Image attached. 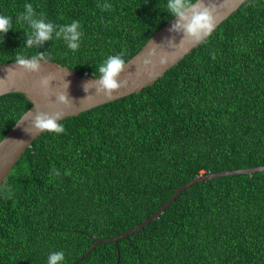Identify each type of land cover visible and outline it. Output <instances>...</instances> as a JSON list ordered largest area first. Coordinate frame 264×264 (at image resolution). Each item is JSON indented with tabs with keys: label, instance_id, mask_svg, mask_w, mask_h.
<instances>
[{
	"label": "trees",
	"instance_id": "16d2710c",
	"mask_svg": "<svg viewBox=\"0 0 264 264\" xmlns=\"http://www.w3.org/2000/svg\"><path fill=\"white\" fill-rule=\"evenodd\" d=\"M25 3L55 25L78 20L79 49L55 32L26 49L30 29L16 23ZM105 3L112 9L97 7ZM166 5L0 0L13 20L0 34V64L39 51L99 76L108 56L123 52L127 62L174 17ZM31 105L21 92L0 96V141ZM59 122L65 132L35 139L0 190V264H47L54 251L71 264L197 175L264 165V0L246 1L153 85ZM76 264H264V171L199 181L144 228Z\"/></svg>",
	"mask_w": 264,
	"mask_h": 264
},
{
	"label": "water",
	"instance_id": "95a60500",
	"mask_svg": "<svg viewBox=\"0 0 264 264\" xmlns=\"http://www.w3.org/2000/svg\"><path fill=\"white\" fill-rule=\"evenodd\" d=\"M246 1L248 0H205V3L214 5L212 11L216 18L215 29ZM177 19L174 16L157 30L148 39L146 44L126 62L118 79H127L128 84L118 90H114L111 98L102 93H97L96 83L100 79L99 76H83L77 70L58 61L50 59L39 61L41 65L39 72L25 71L22 67L16 65V60L1 63L0 96L13 92H21L32 102V105L22 114L0 141V190L21 156L31 147L34 140L43 133L32 129L33 134H30L25 130L31 127V122L37 111L54 113L63 110L62 119H64L129 94L140 92L143 88L153 85L170 68L178 64L187 54L197 47L201 42H197L192 37L186 36L183 30L170 31ZM153 48H155V54L149 57L148 52ZM161 57L165 58L163 64L160 63ZM145 59H149L151 62L145 65L143 62ZM45 76L52 77L49 88L46 91L39 84L41 78ZM85 88L87 91H85ZM59 92H65L67 94L71 106H65L57 101L56 97ZM20 141H23V143ZM259 171H264V165L197 175L181 185L167 202L143 222L117 236L97 239L82 256L78 257L71 264H76L88 256L103 242H116L135 231L141 230L151 220L158 218L184 190L199 181L225 175L246 174Z\"/></svg>",
	"mask_w": 264,
	"mask_h": 264
},
{
	"label": "clouds",
	"instance_id": "9594fccd",
	"mask_svg": "<svg viewBox=\"0 0 264 264\" xmlns=\"http://www.w3.org/2000/svg\"><path fill=\"white\" fill-rule=\"evenodd\" d=\"M23 7L25 10L17 17L16 23L26 24L30 29V31L25 32L26 43L23 46L26 49H31L34 46L38 47L45 41L53 40L54 32L55 39H63L67 47L73 52L79 49L80 38L83 33L80 31L81 25L78 20L73 19L70 24L55 25L46 21L43 14H37L31 3H25ZM97 7L101 8L102 11L112 9V5L108 3L97 4ZM166 7L170 15L178 18L170 31L183 30L186 36L192 37L197 42H206V38L211 36L216 27V18L212 11L214 5L205 3V0H167ZM12 28V17L0 15V34H6ZM154 54L155 48L148 52L149 57ZM123 55V52L110 55L100 64L98 68L100 79L96 83L98 94L102 93L111 98L114 90L127 86V79H118L126 65V61L121 58ZM41 60H48V58L39 51L30 57L21 54L16 57V65L27 72H39L41 69L39 61ZM164 60L165 58L161 57L160 63L163 64ZM143 62L147 65L151 61L145 59ZM51 79V76L41 78L39 81L41 88L46 91L49 88ZM85 91H87L86 88ZM56 99L65 106H71L65 92H59ZM62 118L63 110L54 113L37 111L31 122V127L25 130L30 134H33L32 129L37 132L64 133L63 123L58 122ZM20 142L23 143V141ZM52 172L55 173V176H59V171L55 168V165L52 166ZM65 175H71V171L66 170ZM64 260L65 253L63 251H54L48 255L47 264H63Z\"/></svg>",
	"mask_w": 264,
	"mask_h": 264
}]
</instances>
